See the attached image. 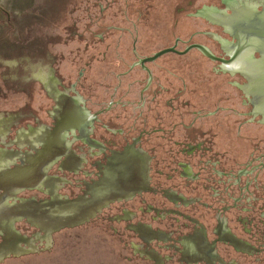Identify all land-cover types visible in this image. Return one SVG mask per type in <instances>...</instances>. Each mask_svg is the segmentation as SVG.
I'll return each instance as SVG.
<instances>
[{"label": "flooded vegetation", "instance_id": "1", "mask_svg": "<svg viewBox=\"0 0 264 264\" xmlns=\"http://www.w3.org/2000/svg\"><path fill=\"white\" fill-rule=\"evenodd\" d=\"M244 1L204 2L198 14L226 31L214 17L246 5L263 9L264 0ZM235 41L231 36L219 42L223 54L202 44L229 58ZM250 55L259 57L246 51L244 58ZM52 56L56 81L48 90L46 117L36 105L24 125L17 126L24 114L12 115L6 130L0 120V151H5L0 172L7 173L0 176V210L8 206V217L0 216V260L27 255L30 248L19 243L33 248L31 240L45 237L48 246L38 252L47 250L50 264H264V117L233 119L232 104L225 103L185 118L187 97L180 89L175 100L174 94L164 97L175 116L151 121L153 104L170 88L164 73L149 66L155 60L143 66L139 57L144 78L132 70L108 73L116 83L104 87L110 93L97 100V94L72 96L69 88H83L81 79L67 82L70 75L54 67L57 55ZM244 58L238 59L242 66ZM233 64L220 67L238 73ZM38 76L46 81L45 74ZM145 78L139 104L150 120L138 124L126 113L133 104L125 94ZM249 104L251 114L264 116ZM115 106H122L119 112ZM7 110L0 109L11 115L2 112ZM10 219L36 226L33 238L11 229Z\"/></svg>", "mask_w": 264, "mask_h": 264}, {"label": "rangeland", "instance_id": "2", "mask_svg": "<svg viewBox=\"0 0 264 264\" xmlns=\"http://www.w3.org/2000/svg\"><path fill=\"white\" fill-rule=\"evenodd\" d=\"M209 1L214 0H59L56 4L48 0H0V109H8L2 112L11 114L4 115L0 111V120H4L2 127L5 130L8 128L7 125L13 121L12 115L24 114L17 126L32 120V115L28 114L36 105L38 108L41 105V118L46 117L44 110L51 104L48 90L56 81L51 64L52 54L57 55L54 67L57 65V70L70 75L67 82L75 84L79 79L82 81L79 83L83 88L79 89V85L69 88L72 96L80 99L82 94H97V100L106 98L110 90L104 87L108 84L113 87L116 83V79L110 78L113 75L108 73L132 70L137 73L134 76L144 78V69L137 63L139 57L172 46L177 38H180L178 49L201 42L213 25L198 14V7ZM50 6L53 7V15L48 14ZM101 7L107 9L101 13ZM55 24H60L65 31L59 30L61 27ZM149 66L157 72L162 71L170 87L168 96L167 93L162 98L158 96L161 99L153 104L151 121L168 118L169 114L175 116L176 111L169 113L165 108L168 104L164 97L174 94L175 100L183 92L187 97L183 110L185 118L198 117L214 105L222 107L225 103L232 104L233 119L264 117L251 114V96L231 74L221 69L219 62L208 58L197 48L183 55L166 53ZM79 72L82 76L78 75ZM39 73L45 74L44 83ZM129 78L127 76L124 80ZM180 80L185 82L182 86L178 82ZM111 81L114 82L109 83ZM145 81L146 78L125 94L133 104L127 105L126 113L129 118H136L138 124L150 120V112L148 114L145 106L139 104ZM119 96L117 94V98ZM20 99H24L21 106ZM193 103L204 106L202 110H197ZM118 107L122 106L114 108L118 111ZM121 114L124 115L122 110ZM209 117L214 118L213 115ZM14 135L13 129L10 138ZM63 177L67 178V173L64 172ZM64 178L58 183L60 188L66 184ZM26 194L31 195L32 192ZM9 225L30 239L33 238L30 231L37 229L13 219H10ZM44 238L31 240L33 248L20 242V247L30 248L27 255L8 256L0 260V264H50L47 250L38 252L43 251V245L48 246ZM56 264H59L57 260Z\"/></svg>", "mask_w": 264, "mask_h": 264}, {"label": "water", "instance_id": "3", "mask_svg": "<svg viewBox=\"0 0 264 264\" xmlns=\"http://www.w3.org/2000/svg\"><path fill=\"white\" fill-rule=\"evenodd\" d=\"M253 0H245L246 4H250ZM215 20L222 24L228 33L236 39L232 43L233 52L229 58L218 56L216 54H223V50L219 42L223 40L231 39V36L223 30L219 25L213 26L200 42H193L186 46L184 49H178L177 43L162 48L156 51L154 54L139 59V62L145 66L148 61H154L158 57L169 53L175 52L178 54H186L193 48H198L207 57L220 61L224 64H231L234 62L233 67H238L237 70H233L231 75L242 86L243 90L248 96H251L250 101L254 104L255 108L264 113V6L263 9H256L250 6H242L241 8H235L231 13H222ZM206 44L216 54L211 52L204 44ZM258 52L259 57L250 55L245 57L246 51ZM256 56V55H255ZM239 57L244 58V64L242 59L238 61ZM219 62V63H220ZM225 68H228L227 66ZM243 76H242V75ZM92 116V115H91ZM94 116V115H93ZM17 169V168H16ZM9 172V171H8ZM14 172V171H13ZM22 169L15 171L16 176L21 174ZM5 171L0 172V176L6 175ZM69 205H72L69 203Z\"/></svg>", "mask_w": 264, "mask_h": 264}, {"label": "bare ground", "instance_id": "4", "mask_svg": "<svg viewBox=\"0 0 264 264\" xmlns=\"http://www.w3.org/2000/svg\"><path fill=\"white\" fill-rule=\"evenodd\" d=\"M4 159H2L1 157H0V161H3ZM5 208L7 207L8 208V206H4ZM5 208H3V209H1L0 210V216H6L5 218H7L8 216L6 215V213L8 212L7 211V208L5 209ZM88 213H87V211H85V212H83L81 215H83V216H85V215H87ZM13 215H20V214H13ZM30 215H33V212L31 211L30 212ZM80 215V216H81ZM80 216H78V217H80ZM68 221V220H67ZM52 222H55V221H52ZM51 222V223H52ZM56 223H64V221H62V219H58L57 221H56ZM45 225V224H44ZM45 226H47V225H45Z\"/></svg>", "mask_w": 264, "mask_h": 264}, {"label": "trees", "instance_id": "5", "mask_svg": "<svg viewBox=\"0 0 264 264\" xmlns=\"http://www.w3.org/2000/svg\"><path fill=\"white\" fill-rule=\"evenodd\" d=\"M48 1L53 2L54 4H56V3H58L59 0H48ZM115 9H116V11H118V8H115ZM52 10H53V7L50 6L49 10H48V14L53 15V11ZM55 26L56 27H61L59 30L65 31V29H63L62 26H60V24H57V25L55 24Z\"/></svg>", "mask_w": 264, "mask_h": 264}]
</instances>
